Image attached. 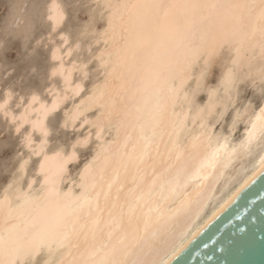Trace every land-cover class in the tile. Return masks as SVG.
I'll return each instance as SVG.
<instances>
[{"label":"bare ground","instance_id":"1","mask_svg":"<svg viewBox=\"0 0 264 264\" xmlns=\"http://www.w3.org/2000/svg\"><path fill=\"white\" fill-rule=\"evenodd\" d=\"M94 1L96 5L101 4L97 5L98 15H103L104 22L99 28H94L95 35L90 36L86 45L82 46L86 50L89 42L97 45L92 46L96 48L92 56L108 61L101 64V60L95 58L94 71L97 69L100 76L93 77L82 95H74L76 84L84 83L80 73L76 72L78 78H73L72 73L71 83H66L61 75L53 74V70L60 64L70 69L73 63L79 64L89 58H79V55L71 58L68 53L75 50L77 38L69 43L65 32L57 33L59 41L53 43L48 52L52 61L49 72L51 77L56 75L59 78L58 86L50 83L45 98L36 93L28 94L22 104L18 102L21 106L15 112L7 107L8 120L14 121L15 128L23 121L22 126L27 124L25 134L33 138V145L24 148L26 151L29 148L30 154L39 155L34 169L37 179L29 176L24 184L21 182L25 161H28L25 154L27 158L18 160L17 168L10 177L19 179L11 185L8 180L0 191V253L8 259L19 260L24 248L38 234L45 233L49 236L46 247L51 250L52 256L49 257L46 250L39 259H51L52 264H121L125 258L129 262L142 259L144 264L167 260L173 251H180L191 240L254 171L259 170L260 156L264 153L255 148L250 154L239 150L237 146L247 136V117L240 121L241 131L235 138L236 127H231L235 108L228 104L231 113L225 128H217L218 122L213 119L207 120L214 133L213 138L211 141L203 139L198 154L187 163L185 176L196 173L197 169L199 175L187 183L182 178L175 191H170L171 186L167 183L172 174L169 165L174 163L169 158L173 143L187 145L193 136L202 131L197 108L212 103L217 106V111H222L229 95L237 99L236 91L226 92V85L221 83L226 68L232 67L231 60L239 56L243 71L248 70L249 57H255L253 62L259 64L264 19L260 9L252 6V0ZM106 2L109 6L103 7ZM53 4L63 9L60 0L46 2L45 15L52 30L59 26L50 19ZM110 19L113 28L105 33ZM207 32L226 35L231 42L225 46L226 55L224 62L221 60L223 66H220L216 82L205 84L203 98H196L195 104L189 106L172 97L169 88L173 81L164 69L190 34ZM62 37H67V41ZM94 84L96 88H93ZM98 88L104 90V97L92 104L81 119L73 122L77 106L81 110L88 108L87 97ZM208 88L217 89L211 100ZM9 94L2 96L0 104L10 102ZM33 95L38 100L31 104L28 111L26 107ZM69 97L77 98L71 100L68 107L65 106L60 124L63 127L77 124L78 129L86 124V129L76 134L68 148L62 149L60 145V148L47 150L46 135L49 132L46 118ZM243 103H248V100ZM53 104H56L54 110L46 112L41 108L46 105L51 109ZM235 107H240V104ZM89 111L92 113L88 114ZM180 120L184 121V127L177 138L175 124ZM84 137L88 138V142L94 139L93 150L73 173L74 176L69 177L67 166L71 161L67 158L73 151L76 152L77 146L83 145L77 141ZM234 148L237 151L231 163L224 167L227 154L232 153ZM217 150L219 154L214 158L215 166L201 168V162L212 161ZM90 161V173L82 176ZM64 181L67 183L64 184ZM159 211L168 217V222L156 239H129L128 234L133 231L142 234L144 219L154 218Z\"/></svg>","mask_w":264,"mask_h":264},{"label":"snow or ice","instance_id":"2","mask_svg":"<svg viewBox=\"0 0 264 264\" xmlns=\"http://www.w3.org/2000/svg\"><path fill=\"white\" fill-rule=\"evenodd\" d=\"M100 6L101 4H97ZM107 2L103 4V7H108ZM252 6L258 7L260 9L261 18L264 19V0H252ZM71 9L69 26L71 28L72 21L75 22V31L77 33L78 43L76 44V49L79 50L82 47V44L85 43L86 39L90 36L95 35L94 23H95V9H90L86 15L89 17L87 20L81 21L80 16L81 12L84 9H88V3L86 0H77L76 3L70 4L68 6ZM51 16L50 19L59 25L65 22V11L61 8L60 5L53 4L51 7ZM113 28L111 19L109 20V27L105 29V33L109 29ZM67 41V37H62ZM230 38L226 35H221L215 32L207 33H192L190 34L179 46V51L176 56L171 59L165 66L164 71L167 72L169 78L173 81L172 86L169 88V92L173 98L182 100L183 103L192 106L196 102V97L198 94L204 90L205 81L210 75L214 64L221 60L225 53V46L230 43ZM87 53L92 52V44L89 42L86 48ZM71 54V50L68 53ZM109 57L111 54H107ZM96 59L101 60V64L108 63L107 60L102 59L101 57H95ZM62 59V58H61ZM122 59V56H121ZM255 57H249L247 59V71L242 70L239 56L231 60L232 67L226 68L222 75L221 83L226 85V92L231 93L233 90L236 91L237 96H239V86L247 85L250 86L253 90V96L248 100V103H243L237 99H233L231 95L227 97L228 103L223 105L222 111L216 110V105L209 103L205 107L197 108V115L201 118V129L202 131L197 135L193 136L190 142L187 145H182L179 142H174L172 148L169 150V158L174 160L173 164L169 165V171L172 173L171 178L168 180V184L171 186L170 191H175L176 187L180 186V181L183 178L184 182L187 183L191 179H195L199 175V169L196 173L192 175L185 176V171L187 168L188 161L194 159L198 154L200 145L203 139L209 141L212 140L214 133L212 132L211 126L207 124V120L213 119L216 122L222 121L225 116L228 114V104H231L234 108V115L232 116L231 127L235 128L237 123H239L244 117H247L245 121L247 136L240 145L237 146L240 151L244 154H250L253 149H259L260 153H264V38H262L260 44V53H259V64L256 65L253 61ZM89 60H85L82 63H73L70 69H65L63 64H60L56 69L53 70V74L61 75L66 83H71V74L79 72L81 81H85L89 78ZM93 88H96V85H93ZM83 84H76L73 89L74 95H79L83 91ZM208 94L211 100V97L215 95L217 89L208 88ZM10 95V94H9ZM105 95V92L102 88H98L96 92L87 97L89 101L88 108L83 110L80 109V106H77V110L72 116L73 122L85 114L88 111L92 104L96 103L102 99ZM38 98L33 95L32 101L26 109L29 111L32 103H36ZM254 101V103H253ZM83 103V102H82ZM239 103L240 107H235ZM56 104L52 105V108L49 109L46 105H42L41 108H44L47 111L54 110ZM258 109V111H257ZM0 110L5 112V115H8L7 112V101L4 104H0ZM13 120H16V117H13ZM35 123V122H34ZM23 121L17 124L18 130L22 128ZM250 125V126H249ZM177 129V138L179 137V132L184 127V121L180 120L175 124ZM227 142V137L224 138ZM79 144L86 145L88 143V138L84 137L83 140L77 141ZM24 143L26 146L31 147L34 143L33 138L30 134H25ZM226 146L222 145V147ZM75 147V146H74ZM237 149H233L232 153L227 154L223 166L227 167L231 163L232 156L235 154ZM219 154V150L213 153L212 161H202L201 168L207 165L208 167L215 166V156ZM76 152L73 151L67 158L68 161L76 160ZM28 162L25 161V164ZM92 168V162L90 161L84 168L81 173L82 176L89 174ZM23 170V169H21ZM259 171L264 172V155L260 156L259 160ZM258 175V172L254 171L253 174L248 177V179L240 185L235 193L232 194L228 201H225L224 204L220 206L219 211H222L227 205L236 199L244 187L249 183L253 182ZM19 177L14 179H9L11 183L16 182ZM156 181H153L155 184ZM163 189V184L161 185ZM131 210V209H130ZM247 211V209H245ZM217 213H213V216L206 221V224L211 223L212 219L215 218ZM240 216H237L236 219H240ZM168 222V217L162 212L159 211L157 216L147 217L143 221V233H137L135 231L128 234L129 239L133 241L145 240L150 241L157 238L158 233L164 225ZM206 226V225H205ZM241 232L244 231L243 228L240 229ZM194 235V233H193ZM49 239L48 234L41 233L30 243L24 250L20 253V259H8L3 253H0V264H52V260H40L39 258L47 250L48 256H52L50 249H47V241ZM179 249L173 251L169 259L163 261H152L151 264H171L173 257L178 255ZM127 253L125 254V257ZM121 264H144L142 259H134L131 262L127 261L125 258L121 261Z\"/></svg>","mask_w":264,"mask_h":264},{"label":"rangeland","instance_id":"3","mask_svg":"<svg viewBox=\"0 0 264 264\" xmlns=\"http://www.w3.org/2000/svg\"><path fill=\"white\" fill-rule=\"evenodd\" d=\"M47 1L48 0H0V101L5 96L4 95L5 93L6 94L10 93L11 95L10 97L12 98L9 97L10 102L7 103L8 104L7 107L13 110L14 112L15 110L17 111V109L20 108L22 102L28 97V94L30 95L32 93H36L39 96L45 98V96H47V91H46L47 86H49L50 83L52 84L56 83V86H58L59 83L57 82L59 81V78L56 75L54 77H51L49 72L52 64V61L50 60V56H49L50 55L49 50L51 49L53 43L59 41V36L57 35V33L65 32L66 35L69 36L68 37L70 39V41L68 40L69 43L73 42L77 38V33L75 31V22L72 21L71 28L68 22L70 19V12H71V9L68 6L70 4L76 3L77 0H60L61 5H63L62 7L65 11V22L59 24L58 28H56L58 30L51 29L50 21L47 19L45 15V9H46L45 5ZM86 2L88 3L89 7L88 9L82 10L80 20L81 21L87 20L89 17L86 15V13L90 9H95L96 12L94 13L95 15L94 28H99L104 22L103 15H98L99 9L96 3H94L95 2L94 0H86ZM92 3L95 5H93ZM88 39L89 37L86 39L85 42H87ZM82 45L84 46L86 45V43L85 44L83 43ZM83 46L79 50L75 48V50L71 53L70 56L71 58L73 57L76 58L77 55H79L78 56L79 58L87 57L90 59V60L88 59L90 61L89 78L83 81L84 82L83 89L85 90L82 91L80 95L86 92V89H88L90 86L89 84H91L92 81L94 80L93 77L95 75L98 74L97 77L100 76L99 73H97L98 72L97 69L96 72L94 71L95 57L92 56L93 55L92 53L95 51L94 49L96 48L92 47L93 52L89 54L85 49H83ZM92 46H97V45L92 44ZM70 57L68 59H70ZM224 58L225 57L221 58L222 62H224ZM221 60L215 63V66L212 68V71L206 80L207 83L205 82L206 85H211L216 82V78L218 77L220 69L223 66V65L221 66ZM90 72L91 73L93 72L92 73L93 75ZM78 75H79L78 73H76V75L74 73L73 78H78ZM204 90L206 91V87L204 88ZM204 90L200 92L201 94L200 93L198 94V96L196 97L197 100H201L203 98V95H205L206 93ZM13 92L14 94H12ZM252 96H253V90L250 86L247 85L239 86V96H237V100L239 101H244L246 99L249 100ZM74 98L69 97L63 102V104L60 105V108H57L55 111L49 113L48 115L49 117L47 116L48 118H46L45 121L47 125L46 127L48 129L47 132H49L46 135L47 150L60 148V145L62 149L68 148V146H70V143L73 141V139L78 134H81L85 131L87 126L86 124L83 126H79V129L77 128L78 127L77 124H75L76 126L74 125L72 127H68L67 125H65L66 127L65 126L63 127V125L60 124L62 123L61 121H62V116L64 114L63 110H65L64 108L68 107L69 103L71 104L72 101L76 100ZM18 102L21 104H19ZM17 103L19 104V106ZM92 111L94 112V110ZM92 111H89L88 114L92 113ZM230 111L231 109L228 110V114L225 116L222 122L219 121L217 123L218 125L216 124L217 128L218 126L219 128H221L220 126H223L222 127L223 129L225 128L226 122L231 113ZM13 122L9 121L7 116L3 115V112L1 110L0 112V191L8 182L10 177L13 175V172L15 171L19 163L18 160L21 161L27 158L26 156H28V161H27L28 163L26 164L23 175L24 177L22 176L21 182L22 184H24L29 176L31 177L34 176V178L37 179V176L34 174V169L39 155L30 154L29 153L30 149L27 148L28 151H26L25 149L26 145H24L25 143L23 144L24 141L23 136L27 131L26 128L27 124L23 125L22 128L18 130L17 127H16L17 129L15 128L14 126L15 124ZM240 123L241 122H239L238 124L240 125ZM241 127H242L241 125L236 126L237 131L235 130L233 134L235 138L239 136ZM76 130L78 133L76 132ZM33 133L32 135L33 137H35L34 140L35 139L37 140L38 139L37 136H35ZM37 133L35 132L36 135ZM89 142L85 146L80 145L76 147L77 160L69 162L67 166V174H69L68 175L69 177L72 175L74 176L73 173H76L78 168L81 166L80 164H82L85 160L88 159L89 157L88 154L91 155V151L93 150L92 147H93L94 139H91ZM31 155L33 158L31 157ZM66 183L67 181H64V184Z\"/></svg>","mask_w":264,"mask_h":264},{"label":"water","instance_id":"4","mask_svg":"<svg viewBox=\"0 0 264 264\" xmlns=\"http://www.w3.org/2000/svg\"><path fill=\"white\" fill-rule=\"evenodd\" d=\"M257 172L255 180L218 210L171 264H264V172Z\"/></svg>","mask_w":264,"mask_h":264}]
</instances>
